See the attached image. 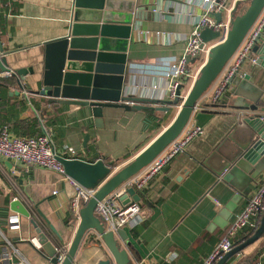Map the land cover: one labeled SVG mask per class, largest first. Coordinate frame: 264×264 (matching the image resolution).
Instances as JSON below:
<instances>
[{"label": "crops", "instance_id": "0c3cea01", "mask_svg": "<svg viewBox=\"0 0 264 264\" xmlns=\"http://www.w3.org/2000/svg\"><path fill=\"white\" fill-rule=\"evenodd\" d=\"M192 1L138 0V5L146 8L139 14V28L131 30L127 52L136 96L168 99L169 76L184 53V37L192 33L197 19L205 12L199 2ZM71 3L72 0H0V42L8 52L11 69H34V73L29 70L24 77L23 88L15 76L3 77L0 73V82L4 83L0 85V129L7 126L13 133L34 136L51 130L61 156L88 162L100 158L114 161V171L132 161L172 122L180 107L161 103H144L153 109L105 107L103 126L97 128L89 108L88 118H84L81 106L56 107L48 103V97L36 94L45 45L67 35ZM248 4L249 0H239L238 13ZM152 5L156 9H150ZM99 31L101 36L102 28ZM90 47L86 49L92 51ZM205 61L206 56H202L194 62L193 71ZM192 84L193 80L183 84L184 95ZM205 103L206 107L195 112L191 120L203 127V133L142 189L139 202L145 217L122 228L127 239L116 234L119 245L130 255V264H203L246 206L256 183L264 180V166L251 174L248 163L244 165L248 168L233 165L252 134L245 113L253 112L243 106L254 104L235 84L218 104ZM166 106L168 111L162 109ZM260 106L264 109V105ZM157 116L159 119L154 122L153 117ZM86 134L90 138L84 146ZM226 165L231 166L225 169ZM74 190L55 171L39 166L27 171L23 165L0 156V258L4 246L10 243V264H54L37 244L39 233L32 220L54 242L50 223L63 237L62 246L68 248L79 224L71 209ZM13 198L31 212L30 216L18 213L20 223L15 225L9 223L17 215L10 209ZM2 212L7 215L2 216ZM255 232L240 231L234 247L245 243ZM109 259L116 264L102 237L90 230L83 237L74 264H100ZM0 264L7 263L0 259ZM222 264H264V233L239 253L230 254Z\"/></svg>", "mask_w": 264, "mask_h": 264}, {"label": "water", "instance_id": "95a60500", "mask_svg": "<svg viewBox=\"0 0 264 264\" xmlns=\"http://www.w3.org/2000/svg\"><path fill=\"white\" fill-rule=\"evenodd\" d=\"M137 2L138 0H72L67 35L45 45L43 73L38 80L39 90L35 93L48 97V103L56 107L59 105H65L68 108L72 105L81 106L83 109L80 113L84 118H88L87 108H89L97 128L103 126L105 107L153 109L154 107L144 103L180 105L172 122L132 161L118 170L112 171L103 158L88 162L80 158L59 156L66 173L71 178L84 187L99 186L95 195L81 208L80 221L74 239L60 264H74L83 237L90 230H95L101 235L116 264H130L128 251L121 248L116 234L106 231L96 215L97 204L118 186L148 166L182 133L193 117L201 97L223 71L258 20L262 22V27L254 39L249 57L243 62L246 73L243 77L238 76L233 80L239 92L251 101V105L254 104L253 107L248 104L243 106L245 109L251 108L253 112L247 115L245 113V120L252 134L249 135L250 141L242 147L240 159L233 165L236 166L235 168H248L244 166L248 163L252 166L249 171L251 174L264 166V109L260 106L264 105V0H249L247 9L241 14L238 13V7H234L231 27L223 37L219 31L211 28H204L201 31L203 43L218 41L211 45L205 63L182 101L179 96L174 99H151L136 96L133 92L135 78L132 77L131 68L128 65L127 52L131 41V30L139 28V14L146 8L138 5ZM150 9H156V5H152ZM215 16L217 21H221L220 12ZM100 27L102 28L101 36H99ZM112 33H114L113 36ZM87 46H91L92 51L86 49ZM7 53L0 42V73H10L11 76H15L19 86L23 88L24 77L29 70L34 73V69L20 68L12 71ZM252 58L255 59L254 62L251 61ZM177 93H180V89ZM168 108L166 106L162 109L168 111ZM86 130H89V126ZM89 138L90 135L86 134L84 146ZM230 166L226 165L224 168L229 169ZM142 196V190L130 187L121 200L127 204L140 201ZM10 209L21 215H31L30 210L18 199H12ZM32 223L39 233L37 244L45 249L52 263L58 264L63 237L49 223L56 237L53 242L34 219ZM263 233L264 215L255 234L245 243L226 253L217 263L222 264L230 254L239 253ZM117 235L127 239L124 229H120ZM100 264H111V259L102 261Z\"/></svg>", "mask_w": 264, "mask_h": 264}, {"label": "built area", "instance_id": "2783aa9c", "mask_svg": "<svg viewBox=\"0 0 264 264\" xmlns=\"http://www.w3.org/2000/svg\"><path fill=\"white\" fill-rule=\"evenodd\" d=\"M238 1L239 0L192 1L195 3L199 2V4L203 6L205 12L197 19L192 33L184 37V53L177 59L175 69L169 76L166 94L168 99H174L179 96L181 100H184L186 94L184 95L182 91L183 84L190 80L194 82L201 68L200 67L194 72L192 67L193 63L197 62L202 56H206L207 58L211 45L218 41L203 43L201 31L204 28H211L214 31H219L223 37L231 27V20L233 18L232 12ZM218 12L222 14L221 21H217L216 19L215 14ZM261 27L262 22L258 20L223 71L201 97L196 105L195 112L204 109L206 107L205 102H209V105H215L221 102L230 86L234 84L233 80L238 76L243 77L245 75L246 71L243 62L245 58L249 57L250 49ZM251 61L254 62L255 59L252 58ZM2 74L3 77L11 76L10 73ZM179 89L180 93L178 94L177 91ZM191 120L182 133L148 166L99 201L95 213L100 218L106 231L117 234L120 229L127 225H132L145 217V210L139 201L124 204L121 197L127 193L130 187H136L139 190L144 189L149 181L159 173L165 165L176 155L184 152L188 144L203 133V127L197 123H192ZM0 156L23 165L27 171L31 166L50 169L59 173L65 181L71 183L75 189L71 197V209L77 221H80L81 208L95 195L99 188V186L84 187L66 173L64 165L59 160V156L61 155L55 149L51 130L45 129L42 133L35 136H24L16 135L9 127L4 126L0 129ZM13 199L16 200L18 198ZM263 211L264 180L256 183L254 191L248 199L246 206L232 221L226 233L216 244L210 255L204 260L203 264H216L226 253L230 252L235 246L234 239L240 231L246 228L256 231L261 224V215ZM16 214L17 215L9 219L10 224L15 225L20 223L19 214ZM1 235H3V232L0 229V236ZM97 235L101 238L99 233H97ZM8 244L4 246L0 259L10 264L13 257L8 251L10 247ZM68 249L69 247L67 248L66 246L60 247L58 264L64 260ZM13 264L20 263L15 262Z\"/></svg>", "mask_w": 264, "mask_h": 264}, {"label": "trees", "instance_id": "16d2710c", "mask_svg": "<svg viewBox=\"0 0 264 264\" xmlns=\"http://www.w3.org/2000/svg\"><path fill=\"white\" fill-rule=\"evenodd\" d=\"M238 7V6H237ZM4 83H2V81L0 82V85H3ZM182 101V100H181ZM181 103V102H180ZM179 103V104H180ZM262 105V104H261ZM157 119H159V117L157 116V117H153V120H154V122H156V121H158ZM36 125H37V123H35ZM36 127H38V126H36ZM39 130H41V129H39V127H38V131ZM42 133V132H41ZM16 135H22V134H19V133H15ZM24 135V134H23ZM24 136H34V135H24ZM105 163L108 165V166H110L111 167V169L113 168V167H116V165H114V161L113 162H111V161H108V160H106L105 159ZM2 214V216L4 215H7L6 214V212H2L1 213ZM246 229H249V228H246ZM250 230V229H249Z\"/></svg>", "mask_w": 264, "mask_h": 264}, {"label": "rangeland", "instance_id": "374dc122", "mask_svg": "<svg viewBox=\"0 0 264 264\" xmlns=\"http://www.w3.org/2000/svg\"><path fill=\"white\" fill-rule=\"evenodd\" d=\"M245 7H246V8H245ZM245 7H244V8H245V10H246V9H247V6H245ZM245 10H244V9H241L240 11L243 12V11H245ZM115 170H118V168L115 169ZM115 170H114V171H115Z\"/></svg>", "mask_w": 264, "mask_h": 264}]
</instances>
